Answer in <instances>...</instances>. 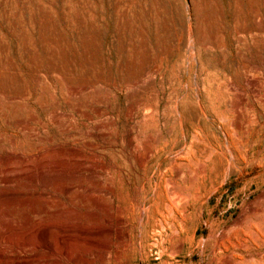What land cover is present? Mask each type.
<instances>
[{
	"label": "rangeland",
	"instance_id": "374dc122",
	"mask_svg": "<svg viewBox=\"0 0 264 264\" xmlns=\"http://www.w3.org/2000/svg\"><path fill=\"white\" fill-rule=\"evenodd\" d=\"M0 171V264H264V0H0Z\"/></svg>",
	"mask_w": 264,
	"mask_h": 264
},
{
	"label": "bare ground",
	"instance_id": "6f19581e",
	"mask_svg": "<svg viewBox=\"0 0 264 264\" xmlns=\"http://www.w3.org/2000/svg\"><path fill=\"white\" fill-rule=\"evenodd\" d=\"M41 148V147H40ZM38 150H40V149H38ZM148 152H149V149L147 150ZM147 151H145V152H147ZM148 154V153H147ZM150 154V153H149ZM220 154V153H219ZM218 155V154H217ZM8 156V155H7ZM7 156H5L6 158H3V160H4V162H5V165H6V168H5V170H8V169H10L11 167V164H12V162H11V160L13 159V161H14V158L13 157H7ZM10 156H12V154L10 155ZM20 155H17V157H19ZM34 156V155H33ZM144 157V156H143ZM21 160H23L24 158H25V156H23V157H19ZM147 158V157H146ZM214 160H215V158H214ZM25 161V160H24ZM142 161V160H141ZM145 161V160H144ZM144 161H142V162H144ZM216 161V160H215ZM22 162V161H21ZM139 162V161H138ZM2 164V163H1ZM142 165V164H141ZM150 165H152V164H150ZM4 166V165H3ZM32 166V165H31ZM16 168V167H15ZM22 168H24V167H22ZM31 168V167H30ZM12 169V168H11ZM33 169V168H32ZM140 169V168H139ZM4 170V171H5ZM56 170V169H55ZM32 171V170H31ZM53 171H54V169H53ZM1 172V171H0ZM139 172V171H138ZM148 172V171H147ZM5 173V172H4ZM21 176V175H20ZM150 178V177H149ZM151 182V181H150ZM167 182V181H166ZM170 182V181H169ZM160 184V183H159ZM166 184V183H165ZM153 185V184H152ZM151 186V185H150ZM172 186V185H171ZM72 187V186H71ZM157 187V186H156ZM160 187V186H159ZM170 188V187H169ZM174 188V187H173ZM178 188V187H177ZM176 188V190H179V189H177ZM4 189V188H3ZM154 189H155V187H154ZM153 189V190H154ZM12 190V189H11ZM157 190H158V188H157ZM172 190V189H171ZM176 190H173V194H175L174 192L176 191ZM66 191H67V189H66ZM156 191V190H155ZM5 192H7V191H5ZM9 192V191H8ZM17 192V191H16ZM71 192V191H70ZM148 192V191H147ZM168 192H170V191H168ZM168 192L166 191V193L164 194V195H162L160 192H159V196H162L163 198H161L162 199V205H160V204H158L157 203V201L155 200L154 201V207H155V212H154V214H155V216L153 215V218H154V220H155V222H156V225H155V227H157L159 224L160 225H162L161 223H163V224H165V221L166 220H169V210H170V204H169V197H168ZM4 193V192H3ZM10 193V192H9ZM72 193V192H71ZM70 193V194H71ZM155 193V192H154ZM171 193V192H170ZM0 194H2L1 192H0ZM177 194V193H176ZM16 195V194H15ZM22 195H23V193H22ZM22 195H21V197H22ZM42 195V194H41ZM181 196V195H180ZM2 197V196H1ZM11 196L9 195V194H7V193H5V194H3V198H2V204L1 205H3V206H6L7 207V209L11 206V204H12V199L10 198ZM26 197H27V195H26ZM186 197V196H185ZM39 198V197H38ZM136 199V198H135ZM164 199H165V201H164ZM1 200V199H0ZM36 200V199H35ZM139 200V199H138ZM28 201V200H27ZM140 201V200H139ZM177 201V200H176ZM19 202V201H18ZM30 202V201H29ZM33 202V201H32ZM160 202V201H159ZM16 203V202H15ZM34 203V202H33ZM32 203V204H33ZM182 203V202H181ZM36 204V203H35ZM43 205V204H42ZM45 205V204H44ZM134 205V204H133ZM24 206V205H23ZM177 206V205H176ZM36 207H38V206H36ZM43 207V206H42ZM181 207V206H180ZM183 207V206H182ZM141 209V208H140ZM131 210V209H130ZM141 210H144V209H141ZM163 210V211H162ZM131 211H133L134 212V214H133V216L136 214V211H135V206H134V208H133V210H131ZM131 211H130V214H131ZM183 211H184V209H182V213H183ZM150 212V211H149ZM148 212V213H149ZM74 213V212H73ZM121 213H123V212H121ZM10 214V213H9ZM143 214H144V212H143ZM150 214V213H149ZM120 215V213L118 214V216ZM121 216H122V214H121ZM130 216V215H129ZM120 217V216H119ZM141 217V216H140ZM149 217V216H148ZM151 217V216H150ZM118 220H120V224H128L129 223V220H127V219H125L124 217H121L120 219H118ZM140 220H141V218H140ZM180 220H181V223H182V225H180L179 224V228H180V231L182 232V226H183V223H184V219H183V216L182 215H180ZM53 221V220H52ZM131 221V220H130ZM148 221H150L149 219H148ZM56 222V221H55ZM161 222V223H160ZM48 223V222H47ZM47 223H45V224H47ZM54 223V222H53ZM154 223V222H153ZM49 224V223H48ZM51 224V223H50ZM67 224V223H66ZM8 224H7V222H3V230L4 231H2L1 233H0V246H2V245H15L16 247H17V250H18V253H26V248H29L30 247V250H31V248L33 249V248H41L42 247V245H46V247H47V244H49L50 243V241H49V236H48V234L45 232V230L44 229H35V231L32 233V235H29V236H23L22 234H20V235H18V236H15L14 235V231L12 230L13 228H9L8 226H7ZM41 225V224H40ZM54 225H56V224H54ZM153 225V224H152ZM57 226V225H56ZM64 226V225H63ZM33 227V226H32ZM38 227V226H37ZM51 227H52V225H51ZM55 227V226H54ZM114 227V226H113ZM162 227H163V225H162ZM49 228V227H48ZM47 228V229H48ZM53 228V227H52ZM117 228H121V226H117ZM46 229V230H47ZM122 229V228H121ZM15 230V229H14ZM56 230V229H55ZM69 230V229H68ZM48 231V230H47ZM103 231V230H102ZM108 231V230H107ZM118 231H120L119 229H118ZM63 232H64V230H63ZM87 232H88V230H87ZM97 232H98V230H97ZM65 233V232H64ZM67 233V232H66ZM176 233H178V232H176ZM175 233V234H176ZM52 234V233H51ZM54 234V233H53ZM56 235V234H55ZM70 235V234H69ZM68 235V236H69ZM99 235V234H98ZM119 235V234H118ZM51 236V235H50ZM64 236V235H63ZM121 237H122V235H120ZM60 237V236H59ZM62 237V236H61ZM123 238V237H122ZM225 238V237H224ZM52 239V238H51ZM61 239V238H60ZM67 239V238H66ZM245 239V238H244ZM56 240V239H55ZM63 240V239H62ZM65 240V239H64ZM68 240V239H67ZM122 240V239H121ZM226 240H227V238H226ZM243 240V239H242ZM57 241V240H56ZM56 241L54 242V245L53 246H55V243H56ZM247 241V240H246ZM58 242V241H57ZM87 242V241H86ZM102 242V241H101ZM229 242V241H228ZM30 243V244H29ZM72 243V242H71ZM71 243L69 242V245H70V247H71ZM134 243V242H133ZM232 243V242H231ZM123 244V243H122ZM63 245V244H62ZM153 245V244H152ZM219 245V244H218ZM53 246H51V247H53ZM60 246V245H59ZM103 246V245H102ZM124 246H126V245H124ZM221 246V245H220ZM69 247V248H70ZM229 248H230V245L228 246ZM243 247V246H242ZM67 248V247H66ZM246 248V247H245ZM244 248V249H245ZM54 249H56V247L54 248ZM62 249V248H61ZM61 249H60V251H61ZM236 249V248H235ZM228 250V249H227ZM241 250V249H240ZM246 250H247V248H246ZM246 250H244V251H246ZM1 251V250H0ZM4 251V250H3ZM34 251H38V250H34ZM54 251V250H53ZM67 251V250H66ZM69 251H71V250H69ZM217 252V251H216ZM1 253V252H0ZM64 253V252H63ZM118 253H119V251H118ZM235 253V252H234ZM234 253L232 254L233 256H234ZM2 254V253H1ZM0 254V255H1ZM57 254H60V252L59 253H57ZM174 254V253H173ZM4 255V254H3ZM248 255V254H247ZM236 256V255H235ZM248 256H252V255H248ZM2 257V256H1ZM31 258V257H30ZM32 258H34V257H32ZM228 258V259H227ZM226 258V260H229L230 258H229V256ZM240 258V257H239ZM20 259V258H19ZM35 259V258H34ZM217 259V258H216ZM234 259V258H233ZM245 259V258H244ZM33 261V260H32ZM244 261V260H243ZM245 261H247V259L245 260ZM225 262V261H224ZM21 264V263H20ZM226 264H227V262H226ZM229 264H232V263H230L229 262Z\"/></svg>",
	"mask_w": 264,
	"mask_h": 264
}]
</instances>
